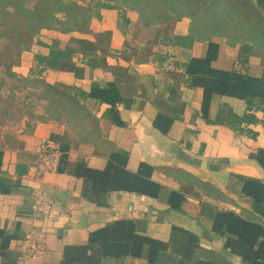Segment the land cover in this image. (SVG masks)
<instances>
[{
	"label": "crops",
	"instance_id": "1",
	"mask_svg": "<svg viewBox=\"0 0 264 264\" xmlns=\"http://www.w3.org/2000/svg\"><path fill=\"white\" fill-rule=\"evenodd\" d=\"M118 16L116 9H101L85 34L43 30L41 43L23 52L20 65L12 69L27 76L35 67L34 55H46L45 45L52 39L63 47L70 37L93 40L95 33L109 31L106 68L91 69L80 62L78 54L75 60L83 68L80 76L52 70L42 76L49 83L75 85L84 91L93 82L106 86L117 79L124 99L116 108L124 125L109 123L102 116L108 105L91 99L86 105L100 118V136L88 141H79L75 132L55 121L40 122L13 107L11 113L0 110V264H15L19 241L33 229L43 235L45 250L29 264H58L65 246L85 245L92 231L122 219L132 220L139 235L164 242L172 226L183 228L197 238L198 258L242 264L240 257L224 249V238L212 230V222L218 211H232L264 224V205L242 191L245 183L264 184V104L247 108L242 99L213 94L205 119L201 115L203 90L186 85L184 65L191 58L204 57L207 43L195 41L188 30L189 20L182 18L174 24L171 44L153 47L167 55L157 62L150 55L139 58V48L132 50L138 44L131 42V27L140 25L138 15L126 14L125 33L117 28ZM211 66L264 77L263 55L248 53L243 46L230 47L224 41ZM172 107L175 119L167 133H162L153 121L159 112L170 114ZM29 110L40 114L38 107ZM45 138L58 148L68 142L70 148L63 170H46L39 176L37 150ZM117 148L128 153L127 170L135 172L140 163L153 169L151 179L161 187L157 197L117 191L92 202L82 195L84 181L69 169L79 159L91 168L103 169L108 152ZM36 191L45 192L50 200L39 213L31 209ZM171 193L181 196L179 210L169 204ZM101 264L150 263L144 256L120 261L105 256Z\"/></svg>",
	"mask_w": 264,
	"mask_h": 264
},
{
	"label": "trees",
	"instance_id": "2",
	"mask_svg": "<svg viewBox=\"0 0 264 264\" xmlns=\"http://www.w3.org/2000/svg\"><path fill=\"white\" fill-rule=\"evenodd\" d=\"M112 1L124 2L125 7L139 17L138 35L145 40L132 50L136 52L140 46H144L141 51L157 62L165 60L167 55L153 50V47L171 44L174 24L182 18L189 20L188 30L195 41L207 43L204 57L191 58L184 65L186 85L191 88L198 86L203 90L201 115L205 119L213 94L242 99L247 108L264 104V77L242 75L211 66L221 41L230 47L243 46L248 53L264 56V0H106L97 2L95 8L119 9L109 3ZM118 12L117 28L125 33L129 21L123 15L125 13L121 14L120 9ZM95 16L87 4L75 0H36L30 7L25 5L24 0H0V90L5 86L8 94L13 96L12 88H30L31 94L37 95L44 103L42 112L34 118L69 127L79 141L100 136V118L87 107L89 99L108 105L102 116L109 123L124 125L116 108L124 99L117 79L106 86L93 82L89 91H84L75 85L49 83L42 73L45 70L65 71L80 76L83 68L75 60L78 54L81 56L80 62L89 68H106L110 32L95 33L93 40L70 37L63 47L59 46L58 40L52 39L50 44L45 45L48 47L46 55H34L35 67L27 76L17 75L12 69L20 65L21 54L30 51L43 30L85 34L89 32L90 21ZM151 29H154L152 39ZM4 78L10 82L6 83ZM7 98L9 96L5 99L0 97L5 114L11 113L10 99ZM174 119L172 107L170 114L159 112L153 126L167 133ZM233 119L239 118L233 116ZM69 148L68 142L60 144L57 171L66 166ZM127 158V151L117 148L108 152L103 169L91 168L84 159H79L69 172L83 179L82 195L92 202L100 195L117 191L157 197L161 187L151 179L153 169L140 163L137 170L131 172L126 168ZM242 191L256 204L264 205V184L245 183ZM180 198L179 194L171 193L170 206L179 210ZM212 230L224 238V249L240 257L242 264H264L262 222L243 218L232 211H218L213 218ZM197 248V238L183 228L172 226L170 238L164 242L139 235L132 220L122 219L92 231L85 245L65 246L63 259L58 264H101L105 256H112L116 261L127 256H144L150 264H220L198 258Z\"/></svg>",
	"mask_w": 264,
	"mask_h": 264
},
{
	"label": "built area",
	"instance_id": "3",
	"mask_svg": "<svg viewBox=\"0 0 264 264\" xmlns=\"http://www.w3.org/2000/svg\"><path fill=\"white\" fill-rule=\"evenodd\" d=\"M59 154L58 146L52 139H42L37 150L36 174L40 176L46 170L55 171L58 166ZM49 202L45 192L36 191L32 198L31 209L39 213ZM17 249L18 256L15 264H29L32 257L41 255L45 250L43 235L34 229L29 231L19 241Z\"/></svg>",
	"mask_w": 264,
	"mask_h": 264
},
{
	"label": "rangeland",
	"instance_id": "4",
	"mask_svg": "<svg viewBox=\"0 0 264 264\" xmlns=\"http://www.w3.org/2000/svg\"><path fill=\"white\" fill-rule=\"evenodd\" d=\"M36 0H24V3H25V5L26 6H28V7H30L32 4H34V2H35ZM75 1H78L79 3H84V4H87L91 9H92V13H93V15H95L96 14V16L95 17H93V18H96V17H98L97 15H98V13H99V11L101 10H97L96 8H95V5H96V3L97 2H99V1H106V0H75ZM111 5H113V6H115V7H118L119 9H120V11H121V14H123V13H125V14H123V15H125L126 16V14L127 13H134V14H136L134 11H132V10H130V9H128V8H126L125 6H127V5H125L124 4V2H119V1H112V2H109ZM119 9H116V10H118L119 11ZM123 11V12H122ZM137 15V14H136ZM139 23V22H138ZM139 27H140V25H135L134 27H131V30H132V34H131V42L133 43V44H135V43H139V42H141V41H144V40H142V37H140V35H138V32H139ZM154 34V29H151V33H150V37H151V39H152V35ZM41 37H45V34H40L37 38H36V43L38 42V43H41L40 42V38ZM148 37H149V35H148ZM136 40V41H135ZM144 46H140L139 47V49H142ZM1 49V48H0ZM137 52H139V58H141L142 56H144L145 54L143 53V51H137ZM9 80V79H8ZM1 89L2 90H0V97H2L3 99H5L6 97H8L9 96V98H7L6 100H8V99H10L9 100V104H10V107H13L15 110H16V112H18V113H21V114H26V113H31V115L34 117L36 114H34L33 112H32V110L30 111L29 109H31V108H35V110L37 109V107H38V109L40 110V113L42 112V110H43V102L37 97V95H35V94H31V89L30 88H26V89H21V90H18V89H11L12 91V93H13V96H11L10 94H8V92H7V90H6V87L4 86V87H1ZM30 104H31V106H30ZM28 105L30 106V107H28ZM0 110L2 111V113H3V106H1V104H0ZM13 109V110H14ZM14 110V111H15Z\"/></svg>",
	"mask_w": 264,
	"mask_h": 264
}]
</instances>
